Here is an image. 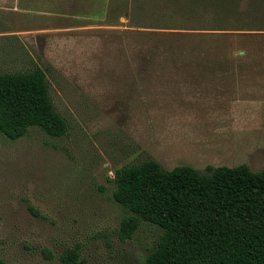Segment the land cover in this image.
<instances>
[{
  "label": "rangeland",
  "instance_id": "obj_1",
  "mask_svg": "<svg viewBox=\"0 0 264 264\" xmlns=\"http://www.w3.org/2000/svg\"><path fill=\"white\" fill-rule=\"evenodd\" d=\"M94 4L82 10L85 22L77 19L88 29L36 36L42 43L47 38L43 53L9 29L19 17L0 10V72L29 69L33 60L68 123L60 137L37 127L15 140L0 133V260L7 264H64L61 254L74 248L84 264L140 262L156 247L161 228L142 223L121 240L117 232L126 212L112 191L114 171L145 155L165 169H264V101L258 105L262 119L237 120L227 135L232 128L225 120H180L176 110L192 105L175 103L166 72L145 66L263 63L257 51L264 31L137 29L124 18L99 23L97 16H115L123 4ZM240 103L246 109L249 101ZM189 125L207 128L213 137L206 144L167 138L168 130L187 131Z\"/></svg>",
  "mask_w": 264,
  "mask_h": 264
},
{
  "label": "trees",
  "instance_id": "obj_2",
  "mask_svg": "<svg viewBox=\"0 0 264 264\" xmlns=\"http://www.w3.org/2000/svg\"><path fill=\"white\" fill-rule=\"evenodd\" d=\"M108 1L76 0L73 6L77 15L87 16L82 11L87 5L103 7ZM117 2L123 4L121 11L97 19L109 24L124 18L137 29L264 31V0ZM263 47L257 51L261 58ZM31 63L26 70L0 72V133L10 140L33 127L51 137L68 129L53 104L44 69ZM214 64L232 63L173 65ZM113 182L112 198L126 212L117 232L121 240L131 238L142 223L161 228L156 247L135 264H264V169L254 171L247 164L165 169L145 155L116 169ZM79 257L75 248L61 254L64 264H84Z\"/></svg>",
  "mask_w": 264,
  "mask_h": 264
},
{
  "label": "crops",
  "instance_id": "obj_3",
  "mask_svg": "<svg viewBox=\"0 0 264 264\" xmlns=\"http://www.w3.org/2000/svg\"><path fill=\"white\" fill-rule=\"evenodd\" d=\"M74 2L76 0H0V10H7L11 15L19 17L18 25L9 29L14 31L18 38L28 40L30 44L28 46L43 53L47 48V38H41L42 43L36 36L88 29V24L77 23V19L85 22L87 16L84 13L81 14L84 16L77 15ZM99 21L104 23L101 18ZM154 71L166 72L163 77L172 84V93L175 94H172V98L175 99V103L183 101L192 105L182 109L177 108L178 117L182 121L225 120L229 122V128H232L227 135H231L237 129L235 124L237 120L254 121L263 118L258 105L264 101V65L249 63L160 65L154 67ZM247 96L249 97L246 98ZM241 99L242 102L249 101L246 109L243 108L244 103H240ZM170 119L178 120L175 115ZM190 126L187 127V131L183 129L178 132V129H175L169 132L168 130L166 136L170 140H185L200 144H206L207 137H213L209 129L207 133V128L196 130L195 127L193 129ZM223 139L224 137L220 142H224Z\"/></svg>",
  "mask_w": 264,
  "mask_h": 264
}]
</instances>
